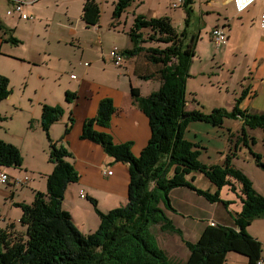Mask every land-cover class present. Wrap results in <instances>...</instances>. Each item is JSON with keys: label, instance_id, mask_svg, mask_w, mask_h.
Instances as JSON below:
<instances>
[{"label": "trees", "instance_id": "1", "mask_svg": "<svg viewBox=\"0 0 264 264\" xmlns=\"http://www.w3.org/2000/svg\"><path fill=\"white\" fill-rule=\"evenodd\" d=\"M134 1L118 0L112 18L119 17ZM191 3L192 0H184L182 5L186 17L185 27L180 32L166 17L147 18L136 14L127 34L130 47L123 50L122 55L140 58L150 69L141 71L139 76L160 83L158 90L147 96H141L136 88L130 91L133 102L146 116L150 130L148 143L139 156H133L130 143L115 144L110 134L95 130V127H109L116 112L111 99H102L96 116L82 126L81 139L100 145L114 162L128 165L126 204L106 213L96 208L99 225L93 233L82 234L75 228L62 202L67 188L77 183L80 176L69 160L71 153L48 136L49 127L61 118L63 109L44 106L41 127L48 140L52 172L46 178L45 193L37 192L30 205L17 204L22 209L18 223L24 231L18 233L12 225L10 233L0 231V264H175L158 246L151 232L153 226L180 237L189 254L179 264H226L230 252L245 257L251 264L259 260L262 244L245 230L253 220L264 217V195L257 193L245 175L231 166L230 156L222 165L200 162L199 152L192 150L195 145L185 140L184 131L191 122L222 127L225 119H241L238 143L249 150L256 167L264 172V161L261 155L251 151L246 133L247 128L261 129L264 135V113L252 114L238 108L247 89L231 112L222 108L208 113L186 110V84L199 40L198 34L187 31L192 18ZM83 14L87 24H96L97 4L88 1ZM9 41L17 43L11 37ZM9 94V80L0 74V102ZM75 96L67 92L65 100L70 102ZM68 131L66 129L65 134ZM22 162L18 149L0 140V167L18 168ZM194 172L201 173L218 188L228 185L242 207L234 215L235 228L210 225L195 242H189L165 214V210L175 211L170 203V191L186 187L211 203L220 201L218 193L210 194L192 185ZM90 200L95 207V201ZM223 204L228 206L229 202Z\"/></svg>", "mask_w": 264, "mask_h": 264}, {"label": "crops", "instance_id": "2", "mask_svg": "<svg viewBox=\"0 0 264 264\" xmlns=\"http://www.w3.org/2000/svg\"><path fill=\"white\" fill-rule=\"evenodd\" d=\"M6 1L12 8L13 0ZM19 1L24 4L23 12L28 15L29 18L24 20L18 13H6L8 16H14H12L11 23H6L0 19V31H2L4 35L0 37V46L3 44H25L29 49L24 54H22V51H17L1 55L0 52V57L8 55L11 56L10 58L12 60L25 64L29 70V74L36 71V86L33 87L34 93L31 95L33 99L35 98V101L29 100V103H34V106L30 112L27 111L29 112L27 115V133L32 143L37 144L38 142L40 144V146H38L40 147L41 153L39 155L37 151V155L33 159H35L36 162L39 161L42 167H40V164L37 165L36 163H25L24 160L18 168L9 167L16 170L14 173L7 172L6 169L9 168L0 167V171L5 172L9 177V182L4 185H7L6 189L9 192L11 205L13 206V203H15L14 206L16 207H19L17 204L30 205L37 192L43 193L42 188L39 187L41 183H43V187L46 190V178L52 172L53 165L48 162V140L41 127V114L44 106H59L63 109V114L57 122L49 127L48 136L52 141L58 142L60 146L71 153V160L74 158V155H76L77 158L78 155L82 156V154H80L82 152L85 156H83V160L81 161L82 164L85 163L86 165V169H84L82 165H80V167L78 166V168L76 167L80 171L79 180L77 183L71 184L67 188L62 207L70 214L71 219H73L72 214L74 210L71 208L70 204L69 206L66 204L67 201L65 199L69 188L75 184L79 186L78 194L80 199H85L90 203V199L95 201V207L93 205L94 211L97 208L99 211L106 213L110 210L122 207L126 204L127 199V187L129 182L128 165L121 162H114L107 154H103L104 151L100 145L90 140L81 139L82 126L86 120L96 116L98 104L102 99H111L116 112L111 118L109 127H95V130L110 134L115 144L130 143V151L133 156H139L140 152L148 143L150 130L146 116L138 108L137 104L133 102L130 91L132 88H136L141 96H147L158 90L160 83L155 79L144 80L139 76L141 71L143 73V71L150 69V66L140 58H127L123 55V61L119 66L113 63L108 55L110 50L117 49L122 52L130 47V40L127 33H122L119 30V27H121L123 32L125 31L128 20L124 22L120 15L117 18L110 17L108 22L104 23L100 16L101 4H99L97 0ZM88 1H93L99 6V18L97 23L93 25L87 24L83 18L84 6ZM101 1L106 4L104 0ZM174 1L175 0H169L167 5L168 9L164 11L163 16L168 18L170 24L179 31L184 25L186 15L182 7L175 9L171 8V4ZM211 1L212 0L207 1V5L212 7V11L203 12V10L199 8V15L197 16L193 10L195 0H192L190 4L192 8V17H194L195 14V16H197L195 17L196 21L198 22L193 23L191 20L187 31L189 34H198L199 39H201L202 31L209 28L207 31L209 41L217 49H220L229 44L228 41L233 31V19L232 17H228L223 11L214 10L216 6L210 3ZM223 1L225 4H230L233 10L232 13L237 14L238 19H236L239 20L241 24L242 18L240 14L250 11L255 4L253 3L244 12L238 14L231 0ZM114 2L115 1H113V9ZM137 2L135 0L130 7L132 5L135 6ZM136 6L138 7V3ZM7 11L8 10H6V12ZM260 12L261 2L254 16L256 25H259ZM210 13L213 15H210ZM131 14L130 23L133 22L134 15L139 13L132 10ZM206 15L214 17L213 25L207 26L206 19L204 18ZM54 17L57 20L56 22ZM158 17L159 16H154L150 18ZM79 23L82 24L84 31L79 28ZM213 28H220L223 30L227 38L226 44L216 45L213 42L211 37ZM38 29H40L43 35L41 39L36 35ZM52 30L58 32V34L52 33ZM10 37L14 38L17 43L10 42ZM195 59L196 55L190 66V78H188L187 84L188 81L194 77L192 73ZM71 70L76 74H68V71ZM256 70L255 72L254 69L249 71L250 76L253 75L255 78H252L251 83L246 87L247 93L238 108L248 113L261 114L264 113V59L261 57L260 65ZM1 75L7 76L5 73ZM202 77H204L203 72ZM210 77L221 79L217 77V73L214 71L210 72ZM210 77L206 76V80L209 81ZM6 78L9 80L10 90V94L7 97L8 99L12 96L13 92L10 89V77L7 76ZM249 79L250 77L248 80ZM52 80L58 82L56 87L51 85ZM216 83H222V80ZM27 89L28 83L25 81L18 88V92L21 91L24 95ZM67 92L76 95L70 102L65 100V94ZM232 96L233 98L237 97L238 93L235 92ZM5 100L6 99L3 101ZM13 108L17 110L21 107L17 108V106H14ZM194 109L195 108L190 102L186 103V110L190 111ZM238 120L239 124H235L233 128L235 131L242 127V120ZM188 126L187 132L191 133L192 126L190 124H188ZM66 129L69 131L65 134ZM226 131L230 130L228 129ZM34 153L35 151H30V155H34ZM107 170L111 171L110 175L104 173V171ZM19 172H22L24 176H26L27 181L23 184L14 183L16 180L21 181L23 178L19 175ZM36 175H40L43 181H37V178L34 177ZM83 175H87L89 179V182L86 181V183H88L86 189L80 184ZM27 176H29V178ZM23 190L26 191L23 192ZM81 192L84 193V198L80 197ZM228 196L229 195H227L226 200L230 201ZM169 199L175 211L165 210L166 216L172 221L176 228L180 229L185 240L186 234L188 237L194 238L193 242L200 237L201 232L207 226H210L211 223L235 228L234 215L239 213L242 207L241 202L238 203L239 205L237 206H232V204L225 206L222 203V205L209 203L207 200L203 199L202 196L197 195L194 191L186 187L172 189L169 193ZM213 215L214 218L212 220L208 221L206 219L207 216L211 218ZM181 219L183 220L182 223L180 222ZM97 220V224L99 225V218ZM77 221L78 219L75 220V223H77ZM80 221L81 227H89V231H93L92 227H95V225L93 226L92 222L87 226L83 217ZM253 222L257 225H253ZM245 231L248 235L264 245V217L253 220ZM171 236H173L171 240L173 241L172 246H174V249L186 248L179 236L175 234ZM190 239L192 238H187V241ZM185 251L186 260L189 253L187 254V248ZM232 253L233 252L227 254L226 264H251L245 257L239 254L238 255L241 257L234 256L231 255ZM259 260H264V250Z\"/></svg>", "mask_w": 264, "mask_h": 264}, {"label": "rangeland", "instance_id": "3", "mask_svg": "<svg viewBox=\"0 0 264 264\" xmlns=\"http://www.w3.org/2000/svg\"><path fill=\"white\" fill-rule=\"evenodd\" d=\"M104 1L106 2V4L101 0H97V2L101 4L100 16L102 18V21L104 23H107L110 17L112 18V10L114 11L113 1H115V8L118 0ZM207 1L209 0H195L193 10L195 11V14L197 16L199 15V8L202 9L203 12L212 11V7L207 5ZM136 2L138 3V7L136 6L137 3H135V6L132 5L121 14L124 22L128 20V25L126 26L124 32L122 28L119 27V30L122 33L128 34L130 30V27L132 25V23H130L132 10L147 18L154 16H159L158 18H161L164 17V11L168 9L167 5L169 0H136ZM260 2L261 0H257L254 4L255 7L253 6L250 11L240 14L242 18V24L239 20H237V14L232 13L233 10L230 4H225L223 0H212L210 2L216 6L214 10L223 11L227 14L228 17H232L233 31L231 33L232 35L230 34L231 36L228 41L229 44L221 47L220 49H217L209 41L207 32L209 28H206L205 31H202L201 39L198 40L197 47L195 49L196 59L194 60L195 64L192 73L194 77L188 81V84L186 86V101L190 102L195 109L201 110L204 113L210 112L213 108H222L228 112H231L235 106L236 100L239 99L242 95V92L247 89L246 87L251 83L252 78H255L253 77V75L250 76L249 71L254 69L255 72V70L260 65V57L264 59V31L260 29L259 25L255 24L254 19V16L258 10V6H260ZM6 10H11V6H9L6 0H0V19L5 21L6 23H11L12 16L14 15H6ZM195 14L194 17L191 18L193 23L198 22L196 21L195 17L197 16H195ZM210 15L213 14L210 13ZM210 15L204 16L207 22V26H211L214 24V17H211ZM54 20L55 22L57 21L55 17ZM184 27L185 26L183 25L182 29ZM79 28L83 30V26L81 23H79ZM181 30H179V32ZM51 32L54 34H58V32H56L55 30H52ZM36 35L39 39L42 38L43 35L42 32H40V29L36 31ZM3 36V32L0 31V37ZM0 48L1 55L17 51H22V54H24L29 49V47L25 44H3L2 46H0ZM10 57L11 56L8 55L0 57V74L5 73L10 77V89L13 92L10 98H6L5 101L0 103V117L3 118V121L0 122V139L17 148L25 163H36L37 165L40 164V167H42L39 161L36 162V160L33 159L34 157H36L37 151L39 155L41 153L39 147L40 144L38 142L37 144L32 143L29 140L27 133V115L34 106V103H29V100L35 101V98L33 99L31 95L32 93H34L33 87L36 86V71H33L29 74V70L27 69L25 64L16 62ZM211 71L216 72L217 77L221 79L210 77ZM202 72L204 74V77H202ZM69 73L76 74L73 70L68 71V74ZM206 76L210 77L209 81L206 80ZM249 77L250 79L248 80ZM56 80H52L51 82V85H53L54 87L58 85V82ZM216 80H222V83L217 84L216 82L218 81ZM25 81H27L28 83V89L23 95L21 91L18 92V88ZM235 92L238 93V96L233 98L232 95ZM14 106H17V108H21L16 110L13 108ZM189 124L192 126V132H187L189 128V126H187L184 131V138L185 140L195 145L192 150L199 152L197 159L200 162L207 165H222L230 156L231 166L238 169L245 175L256 192L264 195V172L256 167V164L249 150L246 149L243 144L238 143V137L241 136V129L238 128L237 131L233 129L235 124H239L238 119H225L222 127H213L204 122H191ZM228 129L230 131H226ZM246 133L250 139L249 146L251 151L253 153L261 155L262 160L264 161V135L262 130L246 129ZM31 150L35 151L34 155H30ZM80 154H82V156L78 155L77 158V156L74 155V158L72 160L71 158L69 159L71 160V163L73 164L79 175L80 171L77 169L78 166L80 167V165H82V167L86 169L85 163L82 164L81 161L83 160V156L85 155H83L82 152ZM103 154L105 153L103 152ZM6 171L14 173L16 170L13 168H9L6 169ZM19 175L23 177L22 179L26 177L22 172H19ZM27 177L29 178V176ZM34 177L37 178V181H43L40 175H36ZM192 177V185L195 188L207 191L210 194L218 193L220 201H215L213 202V204L222 205L223 202L226 201L229 202V205L232 204V206L239 205L238 203L240 202L237 198V195L229 190L228 185H224L221 188H218L199 172L192 173ZM189 178L191 179L190 176ZM86 181L89 182V179L87 175H83L82 182L80 184L85 189L88 185ZM43 186V183H41L39 187L42 188V192L45 193L46 190ZM6 187L7 185H0V231H7V234L13 230L18 233H22L24 231V228L18 223V221H20L22 217V209L20 207L14 206L15 203H13V206L11 205V199ZM78 189L79 186H77V184L69 188L65 199L67 201L66 204L68 206L70 204L71 208H73L74 210L72 214L73 219H71V221L73 222L75 228H77L82 234H90L95 232L98 228V217L94 211L93 204L85 199L79 198ZM25 191L26 190H23V192ZM227 195H229L228 199L230 201L226 200ZM203 199L205 198L203 197ZM82 217L86 221L87 226H89L90 222H92L93 226L95 225V227H92L93 231H89V227H81L80 219ZM213 218L214 215L211 218L209 216L206 217L208 221L212 220ZM76 219H78L77 223H75ZM180 222L182 223L183 220L181 219ZM11 225L14 228L13 230L10 229L12 227ZM253 225L257 224L254 223ZM151 232L156 237L158 246L165 251L172 263L179 264L184 262L186 248L174 249V246H172L173 241L171 240V237H173L171 235L173 234L161 232L158 226L151 227ZM185 238L186 240L187 238H192L188 241H194L193 237H188V235L186 234ZM262 247L264 250V245H262ZM188 253L189 252L187 250V254ZM231 255L239 256L236 253H232Z\"/></svg>", "mask_w": 264, "mask_h": 264}, {"label": "built area", "instance_id": "4", "mask_svg": "<svg viewBox=\"0 0 264 264\" xmlns=\"http://www.w3.org/2000/svg\"><path fill=\"white\" fill-rule=\"evenodd\" d=\"M231 1H232V4L234 6L236 13L240 14L244 12L246 9H248L257 0H231ZM183 4H184V0H175L171 4V8L173 9L179 8V7H182ZM23 9H24V4L21 1L13 0L11 10H8L6 13L11 14L15 12V13H18L22 19L24 20L28 19L29 17L23 12ZM258 23H259L260 29L264 31V0H261V12H260ZM211 37H212L213 42L216 45H224L227 42L226 35L223 32V30L220 28H213L211 31ZM108 55L116 66H119L123 61V55L117 49L110 50ZM104 173L107 175H110L111 171L107 170V171H104ZM26 181L27 179L25 177L24 180H21V181L16 180L14 183L23 184ZM8 182H9L8 175L5 172L0 171V185L7 184ZM80 197L81 198L85 197L83 192L80 193ZM210 225L213 226L214 224L211 223ZM256 264H264V260H259L256 262Z\"/></svg>", "mask_w": 264, "mask_h": 264}]
</instances>
